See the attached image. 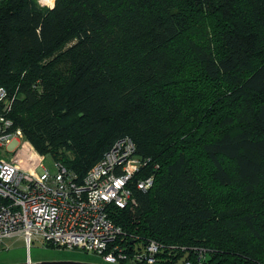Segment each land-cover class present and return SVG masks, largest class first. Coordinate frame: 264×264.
<instances>
[{
	"label": "trees",
	"instance_id": "1",
	"mask_svg": "<svg viewBox=\"0 0 264 264\" xmlns=\"http://www.w3.org/2000/svg\"><path fill=\"white\" fill-rule=\"evenodd\" d=\"M221 18L220 40L205 38ZM190 65L216 100L184 96ZM3 86L16 129L52 170L59 161L81 182L124 137L160 164L152 190L134 187L138 208L111 216L129 243L162 245L163 264H264L252 249L264 244V0H1ZM187 147L232 189L220 195L227 212L202 198Z\"/></svg>",
	"mask_w": 264,
	"mask_h": 264
},
{
	"label": "built area",
	"instance_id": "2",
	"mask_svg": "<svg viewBox=\"0 0 264 264\" xmlns=\"http://www.w3.org/2000/svg\"><path fill=\"white\" fill-rule=\"evenodd\" d=\"M8 96L0 87V102ZM13 101L0 106V242L21 235L27 247L39 242L43 246L78 248L101 254L107 264H158L162 245L155 241L146 247L137 241L129 243L127 234L110 216L113 207L129 205L125 206L135 174L151 162L133 159V149H126L124 154L116 151L80 184L64 167L58 169L55 163L53 172L41 164L32 146L22 141V133L15 132L10 117ZM6 148L16 151L10 153ZM153 184L151 177L137 186L147 192ZM194 251L201 262L205 252ZM175 264L194 263L183 258Z\"/></svg>",
	"mask_w": 264,
	"mask_h": 264
},
{
	"label": "rangeland",
	"instance_id": "3",
	"mask_svg": "<svg viewBox=\"0 0 264 264\" xmlns=\"http://www.w3.org/2000/svg\"><path fill=\"white\" fill-rule=\"evenodd\" d=\"M36 3L40 9L51 10L55 7L56 0H36ZM217 22L218 21H214L212 24H207V28L204 30L203 34L209 33V35L208 36L204 35L205 38L218 40V41L220 40L221 36L219 33L226 28V22L223 18L220 19V22L218 24H217ZM209 46L212 50L211 41L209 43ZM201 75H202V73L198 68L190 65L188 70L186 71V73L181 75V78H180L179 82L177 83V86L186 90L184 92L185 93L184 96H186L187 91H191L195 95H202L203 99L205 101V104H209L210 102L216 100L218 98V96L202 80ZM3 87L7 90L9 96L5 99V101L0 102V106L6 107L7 105H9L13 101V99L16 100L17 97L15 95V92L11 93L8 88H6L5 86H3ZM170 95L173 97V99L175 101H177V99H178V101L181 100V99L177 98L176 93H174L173 90H171ZM6 100H8V101H6ZM15 102L16 101H13V103H12V107H11L12 109L14 108ZM215 106L217 107L218 103H216ZM220 110H221V107L216 109L214 112H212V114L215 115ZM14 130H15V132L21 131L22 141L29 143L32 146V148L36 151V153L40 157L41 164L48 166V168H51L49 166V163L51 162L52 159H50L47 156L39 153L36 150V148L33 146V144L25 137L22 130L16 129L15 123H14ZM133 148H135V144L131 142L130 137H124V139L115 141L114 144L109 148V150L104 154L102 159H100L89 170V172L91 170H93L96 165H98L102 161L106 160V157L109 154L114 153L116 151L121 153V154H124V151L126 149L131 150ZM6 150L8 151L7 148H6ZM7 151H5V153H3L5 156L8 155V152H10V151H8V152ZM15 151L16 150L11 151L10 153H14ZM60 151L64 154L68 155L69 157L74 158L73 153L71 151H69L65 146H63ZM187 151L190 154V156L193 157V163L195 165V170L197 171V173L200 174V179L202 182L201 189L203 192L202 198H204L205 202H207V203L208 202L209 203L211 202V204L216 203V208L218 210H222V212H227L226 211L227 210V203L225 200L222 203L220 195L222 192H230L232 189H228V188L220 186L212 178V167H211V165L207 159H205L203 156H197V154H195V152L192 150V148L189 149L187 147ZM131 155H132L133 159H136V160H139V159L142 160L143 159V160H147V161L149 160L151 162L149 167H147L145 170L135 174L134 180H132V182L130 184L132 186H131L129 196L126 200L125 206L129 204L126 207L134 206V207L138 208L139 203H138V200L135 196L134 187L137 190H139L138 188H140V187L137 186V184L140 181H145L151 177H154L153 186L147 192H143V193H148L150 190H152L154 185H155V182H156L155 172L160 169V164H158L154 159H152L150 157H148V158L141 157L137 154V152H134V151L131 152ZM55 162H56V164H58V167H57L58 169L61 166V167H64L70 173V170H68L61 162H59V161H55ZM70 175L72 176V178H75L78 181V178L76 176L72 175L71 173H70ZM84 179H83V181H84ZM83 181H81V182L78 181V183L81 184V183H83ZM215 198H218V200L217 201L210 200V199H215ZM238 198H239L238 195H236L235 199H233V201H234L233 203L235 206L238 205V203H239ZM117 209H118V207H113L114 211L111 212L110 216H112V214L115 213V211ZM119 209H122V208H119ZM124 233H125V231H124ZM137 243L143 245L140 242H137ZM1 245H0V264H27V263L39 264V263H44V262H47V263L75 262V263L105 264L103 262L104 258L101 254L93 253V252L92 253H90V252L86 253L85 251L78 249V248L72 249L71 247H61V248L47 247V246H43L39 242H34L31 244V247H29V249H28V247L25 246L24 240L18 236H15V239L12 238V240L6 241V246H4V245L1 246ZM147 245H148V243L146 245H143V246L146 247ZM252 249L257 256L264 255V244L260 245L256 242H254ZM257 251H260V252L257 253ZM131 252H133L132 248H131ZM185 252L189 256L190 253H192V250L188 249ZM195 256L198 259L196 252H195ZM202 259H204V257ZM161 260H162V258L160 256H158V261H159L158 264H163V262H161ZM203 261L204 260H202L201 262H203ZM175 263L176 262L171 263V264H175ZM137 264H139V262H137Z\"/></svg>",
	"mask_w": 264,
	"mask_h": 264
},
{
	"label": "crops",
	"instance_id": "4",
	"mask_svg": "<svg viewBox=\"0 0 264 264\" xmlns=\"http://www.w3.org/2000/svg\"><path fill=\"white\" fill-rule=\"evenodd\" d=\"M53 172H56L55 169L53 170ZM18 237H20L21 239H23V240H24V243H25V246H27V244H26L25 239L23 238V236L19 235ZM12 238L15 239V236L5 238L4 240H2V241L0 242V245L2 244V245H4V246H6V241H8V240H12ZM2 245H1V246H2ZM44 246H47V245L45 244ZM30 247H31V246H30ZM47 247H54V246L49 245V246H47ZM55 248H57V247H55ZM28 249H29V246H28ZM72 249H75V248H72ZM83 251H84V250H83ZM85 252L88 253L87 251H85ZM90 253H92V252H90ZM103 262H104L105 264H107L105 261H103ZM27 264H29V263H27Z\"/></svg>",
	"mask_w": 264,
	"mask_h": 264
},
{
	"label": "water",
	"instance_id": "5",
	"mask_svg": "<svg viewBox=\"0 0 264 264\" xmlns=\"http://www.w3.org/2000/svg\"><path fill=\"white\" fill-rule=\"evenodd\" d=\"M39 264H97V263H75V262H52V263H39Z\"/></svg>",
	"mask_w": 264,
	"mask_h": 264
}]
</instances>
